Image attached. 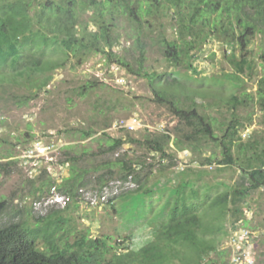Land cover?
<instances>
[{"label":"rangeland","instance_id":"rangeland-1","mask_svg":"<svg viewBox=\"0 0 264 264\" xmlns=\"http://www.w3.org/2000/svg\"><path fill=\"white\" fill-rule=\"evenodd\" d=\"M16 1L0 0V9ZM30 1L33 2L31 16L36 29L48 36L78 38L93 15V12L84 10H79L76 15L60 3L48 6V0ZM195 1L182 0L180 7H174L163 0V7L154 10L152 15L142 14L140 21L122 15L117 26L120 44L116 51L126 54L132 61L138 55V46L142 45L146 51V68L151 73L164 76L157 82L160 88L173 83L209 92L207 98L197 101L200 111L209 117L215 133L222 139L231 121L226 100L234 93L241 96L243 91L257 97L259 81L264 77V24L256 22L260 31L251 39L248 48L253 69L241 75L243 82L236 86L232 78L236 73L233 62L240 58L237 40L243 30L232 18L236 11L232 9L229 18L222 8L224 0H212L213 3L219 1L221 6L214 12L203 13L201 17L193 7ZM43 4L45 6H41ZM143 7L146 9V4ZM201 9H206L204 4H201ZM244 11L251 19L255 18L250 7H245ZM193 13L196 15L194 24L190 21ZM219 16L220 22L214 25ZM185 26L190 27L189 32ZM196 34L203 39L199 48L192 51L198 56L194 65L199 74L185 66L174 67L164 55L166 41L182 44L183 39L190 41ZM46 54L52 55L51 51ZM17 69L14 70L10 64L0 67V74L16 79L14 83L0 86V163L16 161L9 173L0 175V200L7 203L0 216V229L22 220L34 222L52 210L63 209L55 204L54 199L59 196L55 189L44 193L34 190L40 186L44 172L56 183L68 177L69 159L72 157L79 159V165H86L92 171L106 160L122 157L143 165L136 170L140 183H145L143 191L149 190L151 194L135 198L130 192L138 188L139 182L135 184L131 178L123 181L120 168H112V172L100 170L96 174L91 172L87 185L71 201V209L65 213L73 230L72 238L89 231L91 237L107 238L112 244L121 243L128 250L143 246L168 220L165 207L174 201L170 191L180 185H186L188 197H193L192 192H196L202 206L227 189L231 191L232 200L235 188L248 185L240 168L218 164L217 161L222 159L219 143L206 142L202 156L190 150H177L173 140L183 132L187 133L184 124L167 106L155 100L153 88L145 78L136 77L115 64H106L102 55L91 54L82 65L72 59L64 68L53 72L50 85L36 96H33L35 90L28 89V78L17 74L24 69V64ZM88 82L94 83L92 89L81 95V88ZM189 104L181 98L182 107ZM237 114L243 125L237 144L252 145L253 148H247L248 156H264V111L253 101L241 107ZM130 127L135 128L131 130ZM90 128L94 134L81 139L77 130ZM161 134L171 137V142L165 147L171 157H163L149 146L130 142V139L143 142L148 136ZM107 137L122 139L125 143L116 153H106ZM39 138L53 143L54 153L50 154L51 158H45L39 168L30 171L17 159L31 141ZM205 158H213L215 162L202 165L200 161ZM98 175L106 176L104 183L96 181ZM126 200L130 205L124 211L122 205ZM242 212L240 220L235 221L233 206L230 205L229 236L234 230L248 229L251 239L245 251L254 257V264H264V188L251 192L245 198ZM229 236L224 239L222 247L229 249V264H233L234 250Z\"/></svg>","mask_w":264,"mask_h":264},{"label":"trees","instance_id":"trees-1","mask_svg":"<svg viewBox=\"0 0 264 264\" xmlns=\"http://www.w3.org/2000/svg\"><path fill=\"white\" fill-rule=\"evenodd\" d=\"M164 2L168 6L180 7L182 0ZM224 2L222 7L224 12L230 18L231 10H235L236 14L232 18L236 25L243 29L237 40L240 58L233 62L236 73L232 78L238 86L243 82L241 75L253 69L248 48L251 39L260 31L256 22L264 24V0ZM54 3L64 5L76 15L79 14V10L93 12L90 22L85 24L78 38L48 36L36 29L31 16L33 2L18 0L0 9V67L10 64L14 70H18L17 68L24 64V69L17 74L28 78V89L35 90L33 96H36L50 85L53 72L64 68L72 59L76 60L78 65H82L91 54L102 55L106 64H115L136 77L145 78L153 88L155 100L167 106L184 124L187 133L183 132L173 140L177 150H190L202 156L206 142L219 143L222 148V159L217 161L218 164L240 168L245 174L243 180H246L248 185L245 188H235L232 191V200L231 191L227 189L206 206H202L197 200L196 192H192L193 197H188L186 185H180L170 191L174 201L165 207V210L168 209V220L154 231L153 237L143 246L129 250L121 243L112 244L107 238L91 237L89 231L72 238L73 230L69 219L65 217V213L71 209L69 204L63 209H55L47 215L38 217L34 222L22 220L1 228L0 264H229L230 251L222 245L224 239L229 236L227 222L230 205L233 206L235 221H238L239 216L243 214L242 205L245 198L251 192L264 188V156L258 154L248 156L247 148H253L252 145L237 144L238 133L243 126L238 118V110L248 102L256 101L264 111V77L259 81L257 97L243 91L241 96L234 93L226 100V106L231 112V121L220 139L209 117L200 111L197 101L199 98H207L209 92L202 89L192 90L173 83H166L160 88L157 82L164 76L151 73L146 68V51L142 45L138 46V55L132 61L126 54L116 51V46L120 44L117 32L119 18L122 15H129L131 19L140 21L142 14L152 15L154 10L163 7V0H48L46 5L51 6ZM144 4L147 6L146 9L143 7ZM201 4H204L206 9H201ZM218 6H221L220 2L213 3L212 0H197L193 4L196 13L201 17L203 13L218 10ZM245 7H250L254 11L255 18L251 19L246 15ZM194 16H196L194 13L190 15L192 24L195 23ZM220 18L221 16L217 18L214 25L220 22ZM230 26L233 27L232 22ZM184 29L189 32L190 27L185 26ZM181 30L184 34L183 29ZM202 40L200 35L196 34L190 41L183 39L182 44L166 41L165 58L174 67L185 66L189 71L199 74L194 65L198 56L192 54V51L199 48ZM27 51L28 55L25 56ZM47 51H51L52 55L48 56ZM7 82L14 83L16 79L0 74V86ZM93 84L88 82L81 88L80 94H87ZM181 98L190 104L182 107ZM77 132L80 133L81 139H87L94 134L91 128L80 129ZM28 137L33 138V135L28 134ZM130 142L149 146L152 151L163 157L169 156L165 148L171 142L169 135L148 136L143 142L130 139ZM124 143L122 139L107 137L105 152L114 154ZM69 161L71 165L68 177L56 183L44 172L40 177L42 178L40 186L34 191L44 193L50 192L53 188L59 195L74 201L79 191L87 185L91 172L96 174L105 169L112 172V168H120L122 172L120 178L123 181L131 178L133 183L139 182L138 188L130 192L132 196L146 197L152 193L149 190L143 191L145 183H140L136 168L143 167L141 163L127 161L122 157L114 161L106 160L92 171V168L86 165H79V159L72 157ZM213 162H215L213 158L200 161L202 165H211ZM15 164L16 161L11 160L0 163V175L3 172L9 173ZM95 179L99 183H104L106 176L98 175ZM129 205L126 200L122 209L125 211ZM6 207L7 203L0 200V216Z\"/></svg>","mask_w":264,"mask_h":264},{"label":"built area","instance_id":"built-area-1","mask_svg":"<svg viewBox=\"0 0 264 264\" xmlns=\"http://www.w3.org/2000/svg\"><path fill=\"white\" fill-rule=\"evenodd\" d=\"M135 127H130L134 130ZM45 138H39L37 140L31 141L27 147L22 151V155L17 162L24 168L30 171L35 168H39L45 158H51L50 154L54 153L55 145L53 143H48ZM55 204L65 208L71 203V199L66 196H56ZM251 232L246 229H238L232 231L229 236V241L234 250L233 264H254V257L248 254L245 249L250 245Z\"/></svg>","mask_w":264,"mask_h":264}]
</instances>
